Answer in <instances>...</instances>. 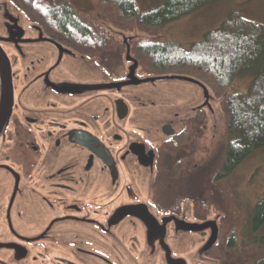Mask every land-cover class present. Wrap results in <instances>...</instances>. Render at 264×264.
Listing matches in <instances>:
<instances>
[{"label": "flooded vegetation", "instance_id": "1", "mask_svg": "<svg viewBox=\"0 0 264 264\" xmlns=\"http://www.w3.org/2000/svg\"><path fill=\"white\" fill-rule=\"evenodd\" d=\"M28 21L43 36L0 23V264H176L180 232L203 235L180 221L208 218L207 99Z\"/></svg>", "mask_w": 264, "mask_h": 264}, {"label": "trees", "instance_id": "2", "mask_svg": "<svg viewBox=\"0 0 264 264\" xmlns=\"http://www.w3.org/2000/svg\"><path fill=\"white\" fill-rule=\"evenodd\" d=\"M212 1L163 0L152 7L150 0H9L28 20L44 27L49 36L62 38L73 52H105L103 46L107 41L108 68H114L111 64L124 57L129 66L136 64L145 74L188 77L207 87L218 101L224 140L216 159L207 166L218 167V174L214 169H206L198 181L199 190L206 194L208 208L218 210L225 221L224 227L230 230L240 220V210L229 191L218 182L264 148V25L231 13L218 29L207 32L187 50L163 41L167 24ZM50 2L51 6L47 7ZM99 17L104 21H99ZM105 23L121 31H142L150 38L124 42L101 25ZM126 53L129 62L125 60ZM246 76L250 78L246 92H235L232 83ZM248 218L251 232L256 233L264 225V197L253 206ZM219 238L210 252L228 250L227 254L221 253L226 257L222 264H234L236 257L230 251L234 250L235 242L226 241L222 246ZM256 243L264 245V238ZM248 261V256L242 255L236 264H250ZM251 264H264V260Z\"/></svg>", "mask_w": 264, "mask_h": 264}, {"label": "rangeland", "instance_id": "3", "mask_svg": "<svg viewBox=\"0 0 264 264\" xmlns=\"http://www.w3.org/2000/svg\"><path fill=\"white\" fill-rule=\"evenodd\" d=\"M162 1L163 0H150L149 4L150 6L155 7ZM51 2L47 7L51 6ZM0 3L2 5L0 11L1 25L8 24L7 26H20V23H25L34 28L35 34L43 36L40 29L32 25L24 14L20 13L11 5L9 0H0ZM231 13H238L252 22L264 25V0H214L194 12L167 24L164 27L165 36L163 41L175 43L182 49L187 50L192 44L200 42L207 32L218 29ZM99 21L104 20L99 17ZM101 25L115 38L124 42H127L130 39L150 38L147 33L142 31H121L106 23ZM19 33L20 31L17 32V34ZM65 51L70 52L68 49ZM126 56L127 55H125V58ZM120 66L125 67L123 62ZM140 72L143 75H146V77L147 75L153 77L156 74L153 72H150L149 74H145V72L142 71ZM249 79L250 78L247 76L244 79H236L232 83L233 90L238 93H245ZM187 84L189 85L188 87L181 83H165L160 87L161 91L190 90L192 91V93H190L191 95H194L193 92L195 90L190 86L197 88L201 93H203L201 89L206 91L207 97L205 96V98L208 101L207 128L204 131L202 141L198 144V155L194 163L198 166H202L203 174L206 169H214L215 174H218V167H207L211 166L216 159L224 140V121L219 110L218 101L213 98L207 87L199 81L189 79L187 80ZM187 97L188 99L193 98V96L190 95ZM205 164L206 167H204ZM169 179L171 181L176 180L172 177ZM218 184L220 187L221 184H223L231 192L232 197L234 198V204L236 208L240 210L238 211L241 215L240 220L234 222V229L229 228L230 230H227L224 227L225 221L219 220V217H221L218 214L219 211L214 208L208 209V218L205 221H193L192 224H190L186 220H181L180 222H185L187 225L197 227V231L202 232L203 235L200 236L199 234H196L197 232H190L187 230L184 231L187 234H184L183 231H176V239L179 240L181 238L179 237L178 232L186 236L184 239L181 238V242L177 243L175 246L176 257H169L173 263L212 264V262L206 258L205 252L217 241V235L220 237L219 243L221 245H224L223 242L226 241L233 240V242H235V248L230 252L236 257V262L242 257V255L248 256V262L250 264L259 260H264V245L256 243L258 239L264 238V225L256 233H252L250 229V219L248 218L253 206L264 197V148L247 157L235 168L234 172L229 177H226L221 183L218 182ZM225 217L227 218L226 215ZM227 252L225 249L223 252L220 250L212 251L209 257L214 261L216 260V264H222V260L226 258L223 254H227ZM236 262L234 264H236Z\"/></svg>", "mask_w": 264, "mask_h": 264}, {"label": "water", "instance_id": "4", "mask_svg": "<svg viewBox=\"0 0 264 264\" xmlns=\"http://www.w3.org/2000/svg\"><path fill=\"white\" fill-rule=\"evenodd\" d=\"M130 40H132V39H130ZM126 55L129 56L128 53H126ZM127 56H126L125 60H127V62H129V60L131 61V59H127ZM136 67H137L136 64H135L134 67L133 66H129V69H131L133 77H134L135 71L137 69ZM189 79H192V78L168 75V76H159V77H145L144 79L140 80V83L154 84L155 85V84H157L159 82H166V81H170V80H175V81H180V82L187 83V80H189ZM201 90L203 91L202 95L204 97L205 96L207 97L206 91H204L203 89H201ZM217 237H218V235H217ZM211 246H213V245H211Z\"/></svg>", "mask_w": 264, "mask_h": 264}]
</instances>
